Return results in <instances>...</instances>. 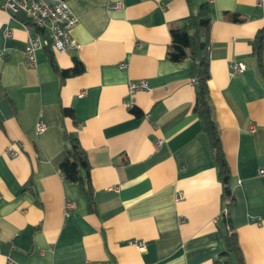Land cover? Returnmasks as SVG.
Instances as JSON below:
<instances>
[{
  "label": "crops",
  "instance_id": "1",
  "mask_svg": "<svg viewBox=\"0 0 264 264\" xmlns=\"http://www.w3.org/2000/svg\"><path fill=\"white\" fill-rule=\"evenodd\" d=\"M66 2L81 47L48 45L35 67L22 15L0 11V264H227L223 188L194 111L191 62L167 57L172 29L205 2L210 103L231 169L233 231L245 263L264 264V73L254 51L264 0ZM75 60L83 71L65 78L52 64L68 70ZM233 63L245 69L232 74ZM142 79L150 91L126 108L128 84ZM71 135L88 158L92 199L60 170ZM67 201L75 204L69 217Z\"/></svg>",
  "mask_w": 264,
  "mask_h": 264
},
{
  "label": "trees",
  "instance_id": "2",
  "mask_svg": "<svg viewBox=\"0 0 264 264\" xmlns=\"http://www.w3.org/2000/svg\"><path fill=\"white\" fill-rule=\"evenodd\" d=\"M191 2V0H188ZM22 20L30 22L21 16ZM212 24L211 6L209 2L203 3L199 11L190 14L184 18L181 25L171 31V45L167 57L172 62H182L189 60L191 62V75L196 81V99L194 111L198 115L203 131L207 134L211 146L215 151L218 176L222 184V200L227 213L221 217L222 223L228 231L224 235L222 256L226 257L227 264H246L238 241L237 233L233 231V223L230 216L231 209L234 206L235 198L231 188V169L226 159L222 146V140L219 128L214 121L212 106L210 103V70H209V48H210V30ZM263 39L254 41V51L258 59L259 68L264 73ZM52 46L49 45L48 48ZM55 70L60 72L62 78L75 76L83 71V67L78 60H75L74 66L68 70H59L55 62L52 63ZM63 116H73V110L64 108ZM70 144L66 150V155L60 164V170L64 178L70 182L84 185L83 172L89 178L90 165L85 151L80 146L78 139L71 135ZM84 185L85 192L89 199H92V189L89 181Z\"/></svg>",
  "mask_w": 264,
  "mask_h": 264
},
{
  "label": "built area",
  "instance_id": "3",
  "mask_svg": "<svg viewBox=\"0 0 264 264\" xmlns=\"http://www.w3.org/2000/svg\"><path fill=\"white\" fill-rule=\"evenodd\" d=\"M114 8H120L121 3H115ZM8 12L12 17L25 16L30 24L23 23L27 31V47L25 56L30 67L37 65V53L51 45L58 52H72L79 50L81 45L73 38L72 30L78 24V19L66 0H0V11ZM11 32H7L9 36ZM121 68L125 69L126 64H122ZM245 69L241 63H233L231 65V73H240ZM140 91H150L147 80L131 81L128 84L127 98L124 106L128 109L135 107V95ZM46 126L43 121L37 124V132L41 133ZM250 131H255V126L250 127ZM162 143L161 140L156 142L157 146ZM7 152L11 156H17L18 152L11 146L7 148ZM260 174H264V169L260 170ZM118 190V188H116ZM178 201L183 200V194H178ZM75 208V204L67 201L64 207V214L69 217ZM224 213H227L225 210ZM131 244L135 245L140 251L146 249V243L139 240H132ZM87 264H98L88 262Z\"/></svg>",
  "mask_w": 264,
  "mask_h": 264
}]
</instances>
